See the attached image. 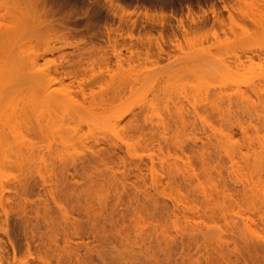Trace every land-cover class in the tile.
<instances>
[{
  "label": "rangeland",
  "instance_id": "obj_1",
  "mask_svg": "<svg viewBox=\"0 0 264 264\" xmlns=\"http://www.w3.org/2000/svg\"><path fill=\"white\" fill-rule=\"evenodd\" d=\"M53 1V28L30 5L17 11L19 23L6 16L0 27L3 263L264 264L262 226L258 236L239 228L230 233L222 213L212 209L196 182L173 166L190 158L203 173L209 161L212 180L229 194L227 199L220 196V202L238 206L252 199V176L264 197V151L258 170H253L251 158L236 176L225 153L248 138L264 140V132L258 134L249 124L258 115L257 126L264 125V0L254 1L253 20L240 21L235 39L212 47L204 42L198 50L201 60H194L197 51H191L173 64L156 54L131 56L122 49L118 61L110 50L104 53L108 43L103 25L117 23L103 8L105 0ZM127 2L133 9L141 0ZM178 2L191 4L194 12L198 4H225L173 0L164 10L184 16L187 10H179ZM62 21L78 29L63 41L57 40ZM87 23L95 26L88 31ZM53 46L61 50L45 52ZM60 64L78 72V79L58 82L55 69ZM33 72L48 73L55 81L47 89ZM238 120L246 122L248 134L235 127ZM153 166L161 174L162 192L152 186ZM169 189L183 190L206 208L205 218L230 233L238 249L230 244L225 259L213 250L208 254L203 240L217 238L218 232L200 220L192 227L181 218L184 229H176ZM142 215L149 221L143 229ZM150 224L157 226L156 233Z\"/></svg>",
  "mask_w": 264,
  "mask_h": 264
},
{
  "label": "bare ground",
  "instance_id": "obj_2",
  "mask_svg": "<svg viewBox=\"0 0 264 264\" xmlns=\"http://www.w3.org/2000/svg\"><path fill=\"white\" fill-rule=\"evenodd\" d=\"M83 1V0H82ZM128 0H105L103 8L107 10L117 23H105L103 25L107 47L104 48V53L111 51L112 57L121 60V50L124 49L131 54V56H150L156 54L158 59L167 60L168 64H173L186 57V53L191 51H197L194 54V60H201L202 53L198 50L201 48L204 42H212L209 47L214 46L218 42H225L235 39L237 37V29L240 27V21L246 18L253 20V14L250 11L254 10L255 0H223L225 4L218 6L216 2H211L210 8H202L198 4L199 11L194 12L191 4L186 5L187 13L184 16L176 17L175 11L171 10L169 13L164 8L171 3L173 0H153L154 5H148L146 2L141 0V3L135 5L133 9H130V3ZM53 0H0V27L2 21L7 16L13 22L19 23L22 20V16L17 11L24 9V5L34 6V10L39 12L38 15L42 14L44 17H48L51 28L54 26L53 18L57 13V9L53 7ZM40 5V6H39ZM40 7V8H39ZM182 11V9H180ZM84 11L83 14H87ZM177 11V10H176ZM223 11L227 12V16L223 15ZM22 13V12H21ZM72 13V10H71ZM212 20L210 21V16ZM41 17V15H40ZM172 19L176 21V24L172 23ZM62 27L60 36L57 40H65L69 38L73 33L78 31L76 28L70 27L65 21L59 23ZM95 25L92 23L86 24V29L89 31ZM141 29L144 31L141 32ZM153 31H156L155 35ZM94 35L93 33L90 36ZM129 43L126 44L125 42ZM122 42V47L117 48ZM81 43L87 44L86 41L81 40ZM156 48V51L152 50V47ZM188 49V50H186ZM61 47L47 48L45 52L53 54L54 52L60 51ZM256 55V54H255ZM259 56V55H258ZM63 57V56H62ZM250 60L253 57L249 58ZM239 61V60H238ZM241 62V61H240ZM55 74L59 75V81L63 82V79L74 78L78 79L79 75L76 71H66L64 65L60 64L59 68L55 69ZM33 77L40 83H45L48 86L55 81V78L48 73L33 72ZM47 89L45 92H47ZM50 96V94H48ZM251 118V116L249 117ZM257 120H250V125L256 127L258 134L264 132V125H260V117L257 115ZM255 122V123H254ZM246 122L244 120H238L234 123L235 127L239 129L243 134H248ZM233 126V123L231 124ZM226 137L232 139V132H228ZM261 138H264L261 137ZM257 143L260 152H257ZM245 150V152H244ZM264 151V140H254L248 138L247 141L236 147V150L225 151L228 156L229 162L231 163V171L235 176L236 172L244 170L248 166L249 159H253V170H258L261 167L260 156ZM240 154L241 156H237ZM243 161L244 165H241ZM183 166L179 162L173 163L175 169L181 172L183 175L196 182V187L206 200L212 205V209H218L222 213V218L225 223L231 227L230 233H233L235 228H239L242 233L249 234L251 236H258V227L261 225L264 231V197L260 195V191L256 189L257 183L251 179L248 181V191L250 197L244 204L234 206L228 204L227 190L222 188L218 181H213L212 169L210 162H205V170L200 173L196 170L194 163L190 158L183 161ZM248 169V167H247ZM246 171V169H245ZM246 173V172H243ZM251 174V173H250ZM152 186H154L157 192H162L165 188L162 186L160 173L153 166L152 167ZM220 175V174H219ZM261 180V179H260ZM246 187V186H244ZM170 196L173 198L174 205V227L176 229H184L181 226V218L185 219L187 224L195 226L197 220H200L202 224L210 228L212 225L215 226V230L218 232L217 238H205L203 244L207 248L208 254L210 250H213L221 255L222 258H227L225 250L229 248L230 244L235 249L238 243L237 240L228 232L222 229L217 224L218 222L213 219L207 220L206 208L197 205L189 196L188 193L183 190L176 189L175 191L170 190ZM222 196L223 201H218L219 197ZM257 201V202H255ZM207 217V216H206ZM141 228H146L149 223L145 216L140 217ZM152 230L156 233L158 231L157 226L152 225ZM241 225V226H240ZM158 235H164V232H158ZM197 240L196 243H198ZM229 260V259H228ZM0 264H4L2 257H0ZM23 264H29L25 261Z\"/></svg>",
  "mask_w": 264,
  "mask_h": 264
},
{
  "label": "flooded vegetation",
  "instance_id": "obj_3",
  "mask_svg": "<svg viewBox=\"0 0 264 264\" xmlns=\"http://www.w3.org/2000/svg\"><path fill=\"white\" fill-rule=\"evenodd\" d=\"M178 4L180 5L179 8H178L179 10L180 9H183V10L186 9V4L185 5L184 4L182 5V4H180V2H178Z\"/></svg>",
  "mask_w": 264,
  "mask_h": 264
}]
</instances>
